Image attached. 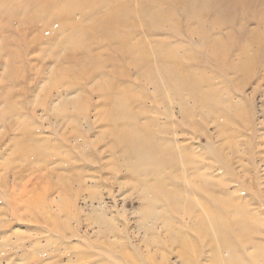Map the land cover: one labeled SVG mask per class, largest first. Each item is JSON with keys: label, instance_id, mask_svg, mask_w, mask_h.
<instances>
[{"label": "rangeland", "instance_id": "obj_1", "mask_svg": "<svg viewBox=\"0 0 264 264\" xmlns=\"http://www.w3.org/2000/svg\"><path fill=\"white\" fill-rule=\"evenodd\" d=\"M134 261L264 264V0H0V264Z\"/></svg>", "mask_w": 264, "mask_h": 264}, {"label": "bare ground", "instance_id": "obj_2", "mask_svg": "<svg viewBox=\"0 0 264 264\" xmlns=\"http://www.w3.org/2000/svg\"><path fill=\"white\" fill-rule=\"evenodd\" d=\"M4 2H6V1H4ZM20 3H21V2H20ZM156 3H157V2H156ZM23 4H24V3H23ZM23 4H22V5H23ZM4 5H5V4H4ZM22 5H21V6H22ZM55 5H56V4H55ZM77 5H78V4H77ZM151 5H152V4H151ZM155 5H156V7L158 8L157 4H155ZM2 6H3V5H2ZM4 7H6V6H4ZM54 7H57V5L54 6ZM54 7H53L52 9H54ZM7 8H8V6H7ZM19 8H21V7H19ZM19 8H18V9H19ZM27 8H28V7H27ZM78 8H79V7H78ZM83 8H84V7H83ZM83 8H82V9H83ZM91 8H92V7H91ZM151 8H152V7H151ZM8 9H9V8H8ZM8 9H7V10H8ZM50 9H51V8H50ZM111 9H112V8H111ZM13 10H14V9H13ZM19 10H20V9H19ZM31 10H32V9H31ZM79 10H80V9H78V11H79ZM91 10H92V9H91ZM151 10H152V9H151ZM156 10H157V9H156ZM23 11H25V9H24ZM35 11H36V10H35ZM83 11H84V10H83ZM95 11H96V10H95ZM138 11H139V9H138ZM8 12H10V11H8ZM16 12H17V10H16ZM57 12H58V10H57V11L54 10V13H57ZM80 12H81V10H80ZM91 12H92V11H91ZM31 13H32V12H31ZM52 13H53V12H52ZM61 13H62V10H61ZM109 13H110V12H109ZM157 13H158V12H157ZM25 14H26V13H25ZM29 14H30V13H29ZM62 14H63V13H62ZM62 14H61V15H62ZM88 14H89V13H88ZM105 14H107V13H105ZM136 14H137V12H136ZM57 15H58V14H57ZM66 15H67V13H66ZM73 15H74V14H73ZM82 15H83V14H82ZM93 15H95V14H93ZM25 16H26V15H25ZM58 16H59V15H58ZM85 16H86V15H85ZM104 16H105V15H104ZM108 16H109V15H108ZM155 16H156V15H155ZM155 16H154V17H155ZM26 17H27V16H26ZM63 17H64V15H63ZM110 17H111V16H110ZM32 18H33V17H32ZM36 18H37V17H36ZM36 18H35V19H36ZM51 18H52V17H51ZM70 18H72V17L70 16ZM106 18H107V17H106ZM59 19H61V18H59ZM100 19H102V17H101ZM28 20H29V19H28ZM36 20H38V18H37ZM103 20H104V19H103ZM160 20H161V19H160ZM33 21H34V19H33ZM74 21H75V19H74ZM74 21H73V22H74ZM76 21H77V20H76ZM79 21H80V20H79ZM79 21L77 22V24L79 23ZM96 21H97V20H96ZM121 21H122V20H121ZM58 22L60 23V21H58ZM82 22H83V21H82ZM101 22H102V21H101ZM106 22H107V21H106ZM113 22L116 23L115 20H114ZM113 22H112V23H113ZM117 22H118V21H117ZM119 22H120V20H119ZM22 23H23V22H22ZM61 23H62V22H61ZM114 23H113V24H114ZM57 24H58V23H57ZM64 24H67V23H64ZM70 24H71V23H70ZM70 24H69V25H70ZM75 24H76V23H75ZM82 24H83V23H82ZM106 24H107V23H106ZM69 25H68V26H69ZM83 25H84V24H83ZM100 25H101V24H100ZM132 25H133V24H132ZM104 26H105V25H104ZM114 26H115V25H114ZM114 26H113V27H114ZM118 26H119V25H118ZM161 26L163 27L164 25H161ZM59 27H60V26H59ZM78 27H79V26H78ZM82 27H83V26H82ZM111 27H112V26H111ZM259 27H260V26H259ZM79 28H80V27H79ZM79 28H77V29H79ZM84 28H85V27H84ZM93 28H94V27H93ZM163 28H166V27L164 26ZM163 28H160V29H163ZM169 28H170V27H169ZM67 29H68V28H67ZM82 29H83V28H82ZM133 29H134V28H133ZM70 30H71V29H70ZM79 30H80V29H79ZM93 30H94V29H93ZM68 31H69V30H68ZM84 31H85V30H84ZM90 31H91V29H90ZM99 31H100V30H99ZM118 31H121V30H118ZM52 32H53V31H52ZM81 32H82V31H81ZM81 32H80V33H81ZM86 32H89V29L86 30ZM93 32H94V31H93ZM192 32H193V31H192ZM250 32H251V31H250ZM2 33H3V32H2ZM66 33H67V32H66ZM99 33H100V32H99ZM121 33H122V32H121ZM123 33H124V32H123ZM256 33H257V32L255 31V34H256ZM258 33H259V32H258ZM49 34H50V33H49ZM81 34H82V33H81ZM125 34H126V33H125ZM192 34H194V32H193ZM50 35H52V34H50ZM87 35H88V34H87ZM87 35H86V36H87ZM90 35H91V34H90ZM122 35H123V34H122ZM128 35H129V34H128ZM2 36H3V35H2ZM20 36H21V34H20ZM63 36H66V35H63ZM88 36H89V35H88ZM134 36H135V35H134ZM207 36H208V35H207ZM256 36H257V35H256ZM121 37H122V39H123V36H121ZM130 37H131V35H130ZM132 37H133V36H132ZM136 37H137V36H136ZM149 37H150V36H149ZM154 37H155V36H154ZM158 37H159V36H158ZM249 37H250V36H249ZM63 38H65V37H63ZM134 38H135V37H134ZM205 38H206V37H205ZM262 38H263V36H262ZM120 39H121V38H120ZM152 39L154 40L153 37H152ZM152 39H151V40H152ZM127 40H128V39H126V42H127ZM131 40H132V39H131ZM149 40H150V38H149ZM161 41H162V40H161ZM169 41H170V40H169ZM255 41H256V39H255ZM116 42H117V41H116ZM119 42H124V41H119ZM133 42H134V41H133ZM136 42H137V41H136ZM146 42H147V41H146ZM146 42H144V43L146 44ZM155 42H156V40H155ZM157 42L160 43V40L157 41ZM162 42H163V41H162ZM162 42H161V43H162ZM210 42H211V40H210ZM217 42H218V41H217ZM217 42H216V44H217ZM94 43H95V42H94ZM99 43H100V42H99ZM113 43H115V42H113ZM130 43H131V41H130ZM165 43H166V42H165ZM169 43H171V42H169ZM248 43H249V42H248ZM250 43H251V42H250ZM255 43H256V42H255ZM255 43H254V44H255ZM85 44H86V43H85ZM125 44H126V43H125ZM147 44H148V43H147ZM149 44H153V43H149ZM154 44H155V43H154ZM205 44H206V43H205ZM261 44H262V43H261ZM27 45H28V44H27ZM99 45H100V44H99ZM99 45H98V46H99ZM102 45H103V44H101L100 46H102ZM104 45H105V44H104ZM117 45H118V44H117ZM121 45H122V43H121ZM138 45H139V44H138ZM138 45H137V46H138ZM142 45H143V44H142ZM167 45H168V44H167ZM210 45H211V44H210ZM73 46H74V43H73ZM118 46H119V45H118ZM126 46H127V45H126ZM126 46H125V47H126ZM148 46H149V45H148ZM161 46H163V45H161ZM203 46H204V45H203ZM221 46H222V45H221ZM47 47H48V46H47ZM87 47H88V45H87L85 48H87ZM103 47H104V46H103ZM103 47H101V48H103ZM105 47H106V46H105ZM119 47H120V46H119ZM152 47H153V46H152ZM163 47H164V46H163ZM163 47H162V48H163ZM89 48H90V47H89ZM116 48H117V47H116ZM128 48H129V46H128ZM140 48H141V47H140ZM140 48H139V49H140ZM142 48H144V45H143ZM147 48H148V47H147ZM147 48H146V49H147ZM162 48H161V50H162ZM169 48H170V47H169ZM206 48H207V47H206ZM219 48H220V47H219ZM46 49H47V48H46ZM53 49H54V48H53ZM70 49H71V48H70ZM74 49H75V47H74ZM74 49H73V50H74ZM96 49H98V48H96ZM99 49H100V48H99ZM123 49H124V46H123ZM129 49H130V48H129ZM148 49H149V48H148ZM164 49H166V47H165ZM170 49H171V48H170ZM170 49H168V50H170ZM210 49H213V48H210ZM217 49H218V48H217ZM258 49H259V47H258ZM48 50H49V49H48ZM65 50L67 51V49H65ZM65 50H64V51H65ZM93 50H94V49H92V51H93ZM119 50H120V49H119ZM134 50H135V49H134ZM134 50H132V51H134ZM149 50H150V49H149ZM159 50H160V49H159ZM159 50H158V51H159ZM214 50H215V49H214ZM243 50H244V49H243ZM18 51H19V50H18ZM55 51H56V50H55ZM75 51H77V50H75ZM81 51H82V50H81ZM88 51H90V50H88ZM121 51H122V50H121ZM132 51H131V52H132ZM135 51H136V50H135ZM137 51H138V48H137ZM140 51H143V50L140 49ZM144 51H145V49H144ZM151 51H152V50H151ZM165 51H167V49H166ZM171 51H172V50H171ZM171 51H170V52H171ZM245 51H246V50H245ZM83 52H84V51H83ZM147 52H148V51H147ZM168 52H169V51H168ZM42 53H43V52H42ZM71 53H72V52H71ZM88 53H89V52H88ZM91 53H92V52H91ZM105 53H106V52H105ZM105 53L103 52V53H102V54H103L102 56H104ZM141 53H142V52H141ZM144 53H145V52H144ZM149 53H150V52H149ZM149 53H148V54H149ZM156 53H157V52H156ZM162 53H164L163 50H162V52L160 53V56H161ZM208 53H209V52H208ZM224 53H225V52H224ZM226 53H227V52H226ZM86 54H87V53H86ZM100 54H101V53H100ZM123 54H124V53H123ZM123 54H122V55H123ZM134 54H135V53H134ZM148 54H147V55H148ZM173 54H175V53H173ZM186 54H187V53H186ZM41 55H42V54H41ZM45 55H46V53H45ZM53 55H54V54H53ZM77 55H79V54H77ZM83 55H84V54H83ZM83 55H82L81 57H83ZM90 55H92V54H90ZM108 55H109V54H108ZM145 55H146V54H145ZM149 55H150V54H149ZM177 55H178V54H177ZM211 55H212V54H211ZM19 56H20V55H19ZM43 56H44V55H43ZM88 56H89V55H88ZM93 56H94V55H93ZM133 56H134V55H133ZM137 56H138V55H137ZM167 56H168V54H167ZM73 57H74V56H73ZM77 57H78V56H77ZM85 57H86V56H85ZM116 57H117V56H116ZM123 57H124V56H123ZM157 57H158V56H157ZM162 57H163V56H162ZM196 57H197V56L195 55L194 58H196ZM198 57H199V56H198ZM210 57H211V56H210ZM215 57H216V55H215ZM52 58H53V57H52ZM133 58H135V57H133ZM147 58H148V57H147ZM171 58L174 59V57H171ZM83 59H84V58H83ZM87 59H88V58H87ZM89 59H90V58H89ZM91 59H92V58H91ZM93 59H94V57H93ZM144 59H145V58H144ZM213 59H214V58H213ZM213 59H212V60H213ZM217 59H218V58H217ZM20 60H21V59H20ZM53 60H54V59H53ZM65 60H66V59H65ZM69 60H70V59H69ZM117 60H118V58H117ZM120 60H121V59H120ZM129 60H130V59H129ZM157 60H158V58H157ZM178 60H180V59H178ZM181 60H183V59L181 58ZM192 60H195V59H192ZM192 60H191V61H192ZM74 61H75V60H74ZM76 61H77V60H76ZM85 61H86V60H85ZM87 61H88V60H87ZM104 61H105V60H104ZM112 61H113V60H112ZM131 61H132V59H131ZM137 61H139V60L137 59ZM159 61H161V60H159ZM55 62H56V61H55ZM55 62H54V63H55ZM68 62H69V61H68ZM109 62H110V61H109ZM149 62H150V61H149ZM155 62H156V61H155ZM155 62H153V63H155ZM164 62H165V61H164ZM167 62H168V60H167ZM170 62H171V61H170ZM170 62H169V63H170ZM182 62H183V61H182ZM182 62H181V63H182ZM80 63H81V62H80ZM137 63H138V62H137ZM157 63H159V62H157ZM173 63H174V62H173ZM173 63H172V64H173ZM100 64H101V63H100ZM108 64H109V63H108ZM110 64H111V62H110ZM113 64H114V63H113ZM113 64H112V65H113ZM144 64H145V63H144ZM144 64H143V65H144ZM147 64H148V63H147ZM155 64H156V63H155ZM187 64H188V63H187ZM66 65H67V64H66ZM66 65H65V66H66ZM71 65H72V64H71ZM114 65H115V64H114ZM140 65H141V64H140ZM145 65H146V64H145ZM157 65H159V64H157ZM177 65H179V64H177ZM180 65H181V64H180ZM53 66H54V64H53ZM58 66H59V65H58ZM76 66H77V65H76ZM88 66H89V65H88ZM104 66H105V65H104ZM106 66H107V65H106ZM171 66H172V65H171ZM181 66H182V65H181ZM81 67H82V65H81ZM121 67H122V66H121ZM121 67H120V68H121ZM143 67H144V66H143ZM146 67H147V66H146ZM149 67H150V66H149ZM155 67H156V66H155ZM79 68H80V67H79ZM91 68H92V67H91ZM117 68H118V67H117ZM132 68H133V67H132ZM144 68H145V67H144ZM147 68H148V67H147ZM82 69H83V68H82ZM108 69H109V68H108ZM139 69H140V68H139ZM170 69H171V68H170ZM181 69H182V68H181ZM88 70H89V69H88ZM142 70H143V69H142ZM144 70H145V69H144ZM144 70H143V71H144ZM146 70H147V69H146ZM149 70H150V69H149ZM156 70H157V69H156ZM67 71H68V70H67ZM70 71H71V70H70ZM84 71H85V70H84ZM107 71H108V70H107ZM159 71H160V70H159ZM169 71H170V70H169ZM173 71H174V70H173ZM180 71H181V70H180ZM80 72H81V71H80ZM85 72H86V71H85ZM110 72H111V71H110ZM112 72H113V71H112ZM121 72H122V71H121ZM140 72H141V71H140ZM148 72H149V71H148ZM249 72H250V71H249ZM252 72H253V71H252ZM51 73H52V72H51ZM102 73L104 74V72H102ZM106 73H107V72H106ZM113 73H114V72H113ZM126 73H127V71H126ZM126 73H125V74H126ZM138 73H139V72H138ZM142 73H143V72H142ZM156 73H157V72H156ZM166 73H168V72H166ZM171 73H172V72H171ZM185 73L187 74V72H185ZM118 74H119V73H118ZM123 74H124V71H123ZM128 74H129V72H128ZM144 74H145V71H144ZM148 74H149V73H148ZM247 74H248V73H247ZM87 75H88V74L86 73V76H87ZM92 75H94V74H92ZM104 75H105V74H104ZM129 75H130V74H129ZM146 75H147V72H146ZM149 75H150V74H149ZM156 75H157V74H156ZM168 75H169V74H168ZM177 75H178V74H177ZM241 75H242V74H241ZM77 76H78V75H77ZM81 76H82V74H81ZM94 76H95V75H94ZM98 76H99V75H98ZM100 76H101V74H100ZM100 76H99V79H101ZM123 76H124V75H123ZM137 76H138V75H137ZM137 76H136V77H137ZM158 76H159V74H158ZM161 76H162V75H161ZM180 76H181V75H180ZM128 77H129V76H128ZM147 77H149V76H147ZM153 77H154V76H153ZM155 77H156V76H155ZM155 77H154V78H155ZM164 77H165V76H164ZM185 77H186V76H185ZM248 77H249V76H248ZM91 78H92V77H91ZM93 78H94V77H93ZM103 78H104V77H103ZM165 78H166V77H165ZM171 78H173V75L171 76ZM180 78H181V77H180ZM239 78H241V77H239ZM243 78H245V80L248 79V78L246 79V77H243ZM129 79H130V78H129ZM157 79H158V78H157ZM181 79H183V78H181ZM194 79H195V78H194ZM232 79H233V78H232ZM89 80H90V79H89ZM89 80H88V81H89ZM96 80H97V79H96ZM96 80H95V81H96ZM137 80H138V79H137ZM142 80H143V79H142ZM146 80H147V79H146ZM148 80H149V79H148ZM163 80H164V78H163ZM167 80H168V76H167ZM170 80H171V79H170ZM174 80H175V79H173V81H174ZM190 80H191V79H190ZM241 80H242V79H241ZM245 80H244V81H245ZM121 81H122V80H121ZM182 81H183V80H182ZM119 82H120V81H119ZM143 82H144V81H143ZM167 82H168V81H167ZM167 82H165V83L167 84ZM178 82H179V81H178ZM185 82H186V80H185ZM93 83H94V82H93ZM163 83H164V82H163ZM169 83H171V82H169ZM169 83H168V84H169ZM182 83H184V82H182ZM189 83L191 84V82H189ZM195 83H196V82H195ZM225 83H226V82H225ZM236 83H237V82H236ZM121 84H122V83H121ZM123 85H124V83H123ZM132 85H133V84H132ZM132 85H131V86H132ZM181 85H182V84H181ZM196 85H197V83H196ZM196 85H195V86H196ZM222 85H223V84H222ZM225 85H226V84H225ZM228 85H229V84H228ZM228 85H227V86H228ZM249 85H250V84H249ZM110 86H111V85H110ZM129 86H130V85H129ZM141 86H142V85H141ZM149 86H150V85H149ZM149 86H148V87H149ZM175 86H176V85H175ZM191 86H192V85H191ZM198 86H199V85H198ZM78 87H79V86H78ZM116 87H117V86H116ZM123 87H124V86H123ZM142 87H143V86H142ZM163 87H164V86H163ZM171 87H172V86H171ZM181 87H183V86H181ZM196 87H197V86H196ZM232 87H233V86H232ZM240 87H241V86H240ZM70 88H71V87H70ZM132 88H134V87H132ZM132 88H126V90H127V89H132ZM158 88H159V87H158ZM172 88H173V87H172ZM174 88H177V87H174ZM190 88H191V87H190ZM199 88H200V87H199ZM219 88H220V87H219ZM219 88H218V89H219ZM256 88H257V87H256ZM109 89H110V88H109ZM161 89H163V88H161ZM215 89H216V88H215ZM69 90H70V89H69ZM88 90H89V89H88ZM124 90H125V89H124ZM136 90H137V89H136ZM143 90H144V89H143ZM165 90H166V89H165ZM184 90H185V88H184ZM192 90H193V89H192ZM199 90H200V89H199ZM199 90H197V91H199ZM204 90H205V89H204ZM75 91H76V88H75ZM108 91H109V90H108ZM114 91H117V90L114 89ZM172 91H173V89H172ZM174 91H175V90H174ZM174 91H173V92H174ZM194 91H196V89H195ZM223 91H224V90H223ZM232 91H233V90H232ZM239 91H240V90H239ZM244 91H245V90H244ZM59 92H60V90H59ZM65 92H66V91H65ZM69 92H71V91H69ZM88 92H89V91H88ZM121 92H122V91H121ZM123 92H124V91H123ZM131 92H132V91H131ZM143 92H144V91H143ZM161 92H163V90H162ZM173 92H172V93H173ZM185 92H187V91H185ZM215 92H217V91H215ZM233 92H234V91H233ZM67 93H68V92H67ZM111 93H112V92H111ZM111 93H110L109 95H111ZM117 93H118V92H117ZM133 93H134V92H133ZM144 93H145V92H144ZM154 93H156V92H154ZM154 93H153V94H154ZM157 93H158V92H157ZM179 93H180V91H179ZM191 93H192V92H191ZM191 93H190V94H191ZM193 93H194V92H193ZM238 93H239V92H238ZM58 94H59V93H58ZM124 94H125V93H124ZM161 94H162V93H161ZM170 94H171V93H170ZM194 94H195V93H194ZM200 94H201V93H200ZM200 94H199V95H200ZM240 94H241V93H240ZM245 94H246V93H245ZM59 95H60V94H59ZM103 95H104V94H103ZM113 95H114V94H113ZM117 95H118V94H117ZM117 95H115V96H117ZM122 95H123V94H122ZM97 96H98V95H97ZM115 96H114V98H116ZM118 96H119V95H118ZM118 96H117V97H118ZM155 96H156V95H155ZM175 96H176V95H175ZM226 96H227V95H226ZM231 96H232V94H231ZM58 97H59V96H58ZM98 97H99V96H98ZM112 97H113V96H112ZM112 97H111V98H112ZM120 97H121V96H120ZM161 97H162V95H161ZM241 97H243V96H241ZM244 97H245V96H244ZM248 97H249V96H248ZM101 98H102V97H101ZM122 98H123V97H122ZM126 98H127V97H126ZM155 98H157V97H155ZM188 98H189V97H188ZM194 98H195V97H194ZM210 98H211V97H210ZM118 99L120 100V98H118ZM142 99H143V98H142ZM199 99H201V98H199ZM88 100H89V98H88ZM145 100H146V99H145ZM158 100H159V99H158ZM196 100H197V99H195V101H196ZM214 100H215V99H214ZM74 101H75V100H74ZM76 101H77V100H76ZM86 101H87V99H86ZM122 101H123V100H122ZM128 101H129V99H128ZM132 101H134V100H132ZM132 101H131V102H132ZM135 101H136V103H137V99H136ZM200 101H201V100H200ZM207 101H208V100H207ZM212 101H213V100H212ZM244 101H245V100H244ZM110 102H111V101H110ZM161 102H162V101H161ZM214 102H217V101H214ZM219 102H220V101H219ZM74 103H75V102H74ZM139 103L141 104L142 102H139ZM196 103H197V101H196ZM204 103H205V102H204ZM234 103H235V102H234ZM239 103H240V102H239ZM242 103H243V102H242ZM246 103H247V102H246ZM246 103H245V104H246ZM75 104H76V103H75ZM143 104H144V103H143ZM143 104H142V105H143ZM157 104H158V103H157ZM161 104H162V103H161ZM197 104H198V103H197ZM217 104H218V103H217ZM240 104H241V103H240ZM252 104H253V103H252ZM120 105H121V104H120ZM127 105H130V102H129V104H127ZM131 105H132V103H131ZM133 105H134V104H133ZM136 105H137V104H136ZM159 105H160V104H159ZM162 105H164V104H162ZM183 105H184V104H183ZM212 105H213V104H212ZM218 105H219V104H218ZM222 105H223V104H222ZM226 105H228V104H226ZM230 105H231V104H230ZM234 105H235V104H234ZM241 105H242V104H241ZM241 105H240V106H241ZM84 106H86V103L84 104ZM100 106H101V105H100ZM103 106H104V105H103ZM195 106H196V105H195ZM214 106H215V105H214ZM219 106H220V105H219ZM223 106H224V105H223ZM240 106H239L238 108H240ZM80 107H81V106H80ZM106 107H107V106H106ZM117 107H118V106H117ZM129 107H131V106H129ZM138 107H139V104H138ZM140 107H141V105H140ZM196 107H197V106H196ZM230 107H231V106H230ZM85 108H86V107H85ZM126 108H127V107H126ZM136 108H137V107H136ZM144 108H145V107H144ZM147 108H148V107H147ZM226 108H229V107H226ZM97 109H98V107H97ZM121 109H122V108H121ZM124 109H125V108H124ZM130 109H133V108H130ZM140 109H141V108H140ZM153 109H154V108H153ZM202 109H203V108H202ZM205 109H206V108H205ZM229 109H230V108H229ZM231 109H232V108H231ZM128 110H129V109H128ZM142 110H143V109H142ZM207 110H208V109H207ZM232 110H233V109H232ZM126 111H127V110H126ZM147 111H148V110H147ZM184 111H185V110H184ZM201 111H202V110H201ZM209 111H211V110H209ZM248 111H249V110H248ZM96 112H97V111H96ZM129 112H130V111H129ZM144 112H146V111H144ZM149 112H150V111H149ZM149 112H148V113H149ZM205 112H206V111H205ZM243 112H244V111H243ZM102 113H103V112H102ZM102 113H101V114H102ZM104 113H105V112H104ZM121 113H122V112H121ZM127 113H128V112H127ZM132 113H133V112H132ZM135 113H136V112H135ZM213 113H214V112H213ZM236 113H237V112H236ZM239 113H240V112H239ZM248 113H249V112H248ZM250 113H251V112H250ZM82 114H83V113H82ZM98 114H99V113H98ZM98 114H97V115H98ZM180 114H181V113H180ZM183 114H184V113H183ZM183 114H182V115H183ZM187 114H188V113H187ZM194 114H195V113H194ZM197 114H198V112H197ZM201 114H202V113H201ZM237 114H238V113H237ZM240 114H241V113H240ZM128 115H129V114H128ZM190 115H191V114H190ZM206 115H207V114H206ZM242 115H243V113H242ZM244 115H246V114H244ZM110 116H111V115H110ZM180 116H181V115H180ZM188 116H189V114H188ZM196 116H197V115H196ZM221 116H222V115H221ZM239 116H240V115H239ZM98 117H100V115H99ZM106 117H107V114H106ZM181 117L184 118V116H181ZM213 117H214V115H213ZM235 117H236V115H235ZM82 118H83V117H82ZM100 118H101V117H100ZM168 118H169V117H168ZM185 118L187 119V117H185ZM196 118H197V117H196ZM202 118H203V116H202ZM202 118H201V119H202ZM210 118H211V117H210ZM248 118H249V117H248ZM144 119H145V118H144ZM190 119H192V118H190ZM194 119H195V118H194ZM204 119H206V118H204ZM219 119H220V118H219ZM62 120H63V119H62ZM168 120H169V119H168ZM170 120H171V119H170ZM242 120H243V118H242ZM246 120H247V119H246ZM99 121H100V119H99ZM114 121H115V120H114ZM139 121H140V120H139ZM139 121H138V122H139ZM147 121H148V120H147ZM153 121H154V120H153ZM157 121H158V120H157ZM159 121H160V120H159ZM218 121H219V120H218ZM220 121H221V120H220ZM121 122H122V121H121ZM129 122H130V121H129ZM188 122H189V121H188ZM213 122H214V121H213ZM215 122H216V121H215ZM244 122H245V121H244ZM122 123H123V122H122ZM157 123H159V122H157ZM161 123H162V122H161ZM208 123H209V122H208ZM247 123H248V121H247ZM125 124H126V123H125ZM125 124H124V125H125ZM135 124H136V123H135ZM154 124H155V123H152L151 125L154 126ZM168 124H169V122H168ZM168 124H167V126H169ZM172 124H173V122H172ZM197 124H198V122H197ZM202 124H203V123H202ZM245 124H246V122H245ZM106 125H108V124H106ZM121 125H123V124H121ZM121 125H120V126H121ZM160 125H161V124H160ZM170 125H171V124H170ZM199 125H200V124H199ZM199 125H198V126H199ZM118 126H119V124H118ZM163 126L166 127V124H165V125L163 124L162 127H163ZM172 126L174 127L175 125L173 124ZM215 126H216V125H215ZM247 126H248V125H247ZM250 126H251V125H250ZM104 127H105V126H104ZM122 127H123V126H122ZM146 127H147V126H146ZM149 127H150V126H149ZM155 127L158 128L157 125H156ZM170 127H171V126H170ZM200 127H201V126H200ZM202 127H205V126L202 125ZM108 128H109V127H108ZM113 128H114V126H113ZM167 128H168V127H167ZM171 128H172V127H171ZM193 128H194V127H193ZM217 128H218V126H217ZM239 128H240V127H239ZM22 129H23V128H22ZM147 129H148V127H147ZM149 129H150V128H149ZM155 129H156V128H155ZM161 129H162V128H161ZM177 129H178V128H177ZM215 129H216V128H215ZM254 129H255V128H254ZM117 130H118V127H117ZM121 130H122V129H121ZM156 130H157V129H156ZM159 130H160V129H159ZM159 130H158V131H159ZM195 130H197V129H195ZM118 131H119V130H118ZM136 131H138V130H136ZM148 131H149V130H147L146 132H148ZM158 131H157V132H158ZM162 131H165V130L163 129ZM188 131H189V130H188ZM190 131H191V130H190ZM190 131H189V132H190ZM192 131H193V130H192ZM200 131H202V130H200ZM218 131H219V130H218ZM75 132H76V131H75ZM77 132H78V131H77ZM103 132H104V131H103ZM132 132H134V130H133ZM138 132H139V131H138ZM146 132H145V133H146ZM183 132H184V131H183ZM183 132H182V133H183ZM189 132H187V133H189ZM204 132H205V131H204ZM221 132H222V131H221ZM101 133H102V132H101ZM117 133H118V132H117ZM148 133H149V132H148ZM148 133H147V134H148ZM154 133H155V132H154ZM192 133L194 134V132H192ZM200 133H201V132H200ZM207 133H208V132H206V134H207ZM103 134H104V133H103ZM110 134H111V133H110ZM166 134H167V133H166ZM178 134H179V133H178ZM190 134H191V133H190ZM197 134H198V133H197ZM181 135H182V134H181ZM203 135H204V134H203ZM218 135H219V134H218ZM222 135H223V134H222ZM235 135H236V134H235ZM235 135H234V136H235ZM103 136H104V135H103ZM112 136H113V135H112ZM116 136H117V135H116ZM148 136H149V135H148ZM157 136H158V135H157ZM157 136H156V137H157ZM208 136H209V135H208ZM83 137H84V136H83ZM113 137H114V136H113ZM140 137H141V136H140ZM145 137H146V136H145ZM151 137L153 138L152 135H151ZM151 137H149V138H151ZM228 137H229V136H228ZM235 137H236V136H235ZM242 137H243V136H242ZM110 138H112V137L110 136ZM132 138H133V137H132ZM142 138H143V137H142ZM209 138H210V137H209ZM209 138H208V139H209ZM238 138H239V137H238ZM248 138H249V136H248ZM250 138H251V137H250ZM80 139H81V138H80ZM134 139H135V138H134ZM145 139H146V138H145ZM155 139H156V138H155ZM163 139H165V138H163ZM204 139H205V138H204ZM228 139H229V138H228ZM45 140H46V139H45ZM82 140H83V139H82ZM109 140H110V139H109ZM109 140H108V141H109ZM138 140H139V139H138ZM138 140H137V141H138ZM151 140H152V139H151ZM210 140H211V139H210ZM225 140H227V139H225ZM253 140H254V139H253ZM113 141H114V139H113ZM124 141H126V140L124 139ZM149 141H150V139H149ZM155 141H156V140H155ZM164 141H165V140H164ZM205 141H207V140H205ZM221 141H222V140H221ZM223 141H224V140H223ZM227 141H228V140H227ZM231 141H232V140H231ZM42 142H43V141H42ZM44 142H45V141H44ZM49 142H50V141H49ZM84 142H85V141H84ZM120 142H121V141H120ZM126 142H127V141H126ZM128 142H129V141H128ZM141 142H142V141H141ZM152 142H153V141H152ZM229 142H230V141H229ZM233 142H234V139H233ZM250 142H251V141H250ZM252 142H254V141H252ZM47 143H48V142H47ZM47 143H46V144H47ZM50 143H51V142H50ZM77 143H78V141H77ZM103 143H104V142H103ZM107 143H108V142H107ZM110 143H112V141H111ZM113 143H114V142H113ZM132 143H133V142H132ZM136 143H137V142H136ZM150 143H151V142H149V144H150ZM153 143H154V142H153ZM157 143H158V142H157ZM222 143H223V142H222ZM43 144H45V143H43ZM51 144H52V143H51ZM129 144H130V143H129ZM133 144H134V143H133ZM137 144H138V143H137ZM142 144H143V143H142ZM142 144H141V147H142ZM146 144H148V143H146ZM160 144H161V143H160ZM40 145H41V144H40ZM75 145H76V144H75ZM109 145H110V144H109ZM139 145H140V144H139ZM150 145H151V144H150ZM150 145H148V146L150 147ZM178 145H179V144H178ZM230 145H231V142H230ZM233 145H234V144H233ZM255 145H256V144H255ZM52 146H53V145H52ZM52 146L50 145V147H52ZM73 146H74V145H73ZM83 146H84V145H83ZM134 146H135V145H134ZM158 146H159V144H158ZM219 146H220V145H219ZM247 146H249V145L247 144ZM44 147H45V146H44ZM44 147H43V149L46 150V147H45V148H44ZM74 147H75V146H74ZM106 147H107V146H106ZM114 147H115V146H114ZM121 147H122V146H121ZM128 147H129V146H128ZM151 147H153V146H151ZM220 147H221V146H220ZM233 147H235V145H234ZM236 147H237V146H236ZM239 147H240V146H239ZM75 148H76V147H75ZM110 148L112 149L113 147H110ZM135 148H136V147H135ZM135 148H134V149H135ZM158 148H160V147H158ZM174 148H175V146H174ZM180 148H181V147H180ZM180 148H178V149H180ZM218 148H219V147H218ZM228 148H230V147L228 146ZM240 148H241V147H240ZM240 148H239V149H240ZM106 149H108V147H107ZM114 149H115V148H114ZM138 149H139V148H138ZM138 149H137V150H138ZM150 149L152 150V148H150ZM150 149H149L148 152L151 151ZM182 149H184V148H182ZM182 149H181V150H182ZM221 149H222V147H221ZM230 149H231V148H230ZM239 149H238V150H239ZM254 149H255V148H254ZM66 150H67V149H66ZM112 150H113V149H112ZM121 150H122V149H121ZM130 150H131V149H130ZM137 150H136V151H137ZM158 150H159V149H158ZM158 150H157V147H156V150H155V151H158ZM161 150H162V149H161ZM176 150H177V147H176ZM69 151H70V150H69ZM131 151H132V150H131ZM133 151H134V150H133ZM136 151H134V152H136ZM138 151H139V150H138ZM155 151H154V152H155ZM203 151H204V150H203ZM93 152H94V151H93ZM118 152H120V151H118ZM121 152H123V151H121ZM124 152H125V151H124ZM145 152H146V151H145ZM158 152H159V151H158ZM163 152H164V151H163ZM208 152H209V151H208ZM240 152H241V151H240ZM240 152H239V155H240ZM246 152H248V149H247ZM67 153H68V152H67ZM67 153H66V155H68ZM100 153H101V152H100ZM106 153H108V152H106ZM131 153H133V152H131ZM151 153H152V152H151ZM155 153H156V152H155ZM179 153H180V152H179ZM204 153H205V152H204ZM249 153H250V152H249ZM31 154H32V152H31ZM31 154H30V155H31ZM33 154H34V153H33ZM63 154H64V153H63ZM69 154H70V152H69ZM112 154H113V153H112ZM120 154H121V153H120ZM141 154H142V153H141ZM202 154H203V152H202ZM82 155H83V154H82ZM88 155H89V154H88ZM92 155H94V154H92ZM108 155H111V154L109 153ZM117 155H118V153H117ZM130 155H131V154H130ZM134 155H136V154H134ZM143 155H144V154H143ZM146 155H147V154H146ZM204 155H205V154H204ZM239 155H238V156H239ZM244 155H245V154H244ZM72 156H73V155H72ZM131 156H132V155H131ZM155 156H156V155H155ZM180 156H181V155H180ZM182 156L184 157V155H182ZM225 156H226V155H225ZM41 157H42V156H41ZM52 157H53V156H52ZM69 157H70V156H69ZM93 157H94V156H93ZM112 157H113V156H112ZM117 157H118V156H117ZM121 157H122V156H121ZM132 157H133V156H132ZM132 157H131V159H132ZM174 157H175V156H174ZM174 157H173V158H174ZM183 157H181L182 160H183ZM201 157H202V156H201ZM201 157H200V158H201ZM204 157H205V156H204ZM30 158H31V157H30ZM57 158H58V157H57ZM94 158H95V157H94ZM114 158H115V157H114ZM124 158H125V157H124ZM143 158H144V157H143ZM145 158H146V156H145ZM173 158H172V159H173ZM175 158H178V157H175ZM206 158H207V157H206ZM208 158H209V157H208ZM213 158H214V157H213ZM213 158H212V159H213ZM46 159H47V158H46ZM48 159H50V158H48ZM53 159H55V158H53ZM77 159H78V158H77ZM98 159H99V158H98ZM111 159H112V158H111ZM118 159H119V158H118ZM121 159H123V158H121ZM209 159H210V158H209ZM229 159H230V158H229ZM132 160H133V159H132ZM137 160H138V159H137ZM144 160H145V159H144ZM168 160H169V159H168ZM179 160H180V159H179ZM184 160H185V159H184ZM184 160H183V161H184ZM200 160H201V159H200ZM207 160H208V159H207ZM224 160H225V159H224ZM28 161H29V160H28ZM33 161H34V159H33ZM35 161H36V160H35ZM37 161H38V160H37ZM94 161H95V160H94ZM100 161H101V160H100ZM124 161H125V160H124ZM154 161H155V160H154ZM172 161H173V160H172ZM183 161H182V162H183ZM198 161H199V160H198ZM204 161H206V160H204ZM62 162H63V161H62ZM116 162H117V161H116ZM132 162H133V161H132ZM169 162H171V161H169ZM174 162H175V161H174ZM36 163H37V162H36ZM55 163H56V162H55ZM60 163H61V162H60ZM128 163H129V162H128ZM164 163H165V161H164ZM117 164H118V163H117ZM121 164H122V163H121ZM132 164H133V163H130V165H132ZM175 164H176V163H175ZM183 164H184V163H183ZM202 164H203V163H202ZM239 164H241V163L239 162ZM243 164H244V163H243ZM35 165H36V164H35ZM35 165H34V166H35ZM122 165H123V164H122ZM147 165H148V164H147ZM147 165H145V167H146ZM69 166H70V165H69ZM99 166H100V165H99ZM206 166H207V165H206ZM206 166H205V168H206ZM103 167H104V166H103ZM121 167H122V166H121ZM185 167H186V166H185ZM208 167H209V166H208ZM242 167H243V166H242ZM244 167H246V166H244ZM101 168H102V167H101ZM128 168H130V167H128ZM142 168H143V167H142ZM146 168H147V167H146ZM219 168H220V167H219ZM104 169H105V168H104ZM148 169H151V168H148ZM208 169H209V168H208ZM140 170H141V169H140ZM181 170H182V169H181ZM185 170H186V169H185ZM203 170H204V169H203ZM228 170H229V169H228ZM130 171H131V169H130ZM130 171H129V172H130ZM132 171H133V170H132ZM137 171H138V169H137ZM141 171L143 172V170H141ZM229 171L231 172V170H229ZM243 171H244V169H243ZM102 172H103V171H102ZM115 172H116V171H115ZM117 172H118V171H117ZM205 172H206V169H205ZM104 173H105V172H104ZM127 173H128V172H127ZM134 173H135V172H134ZM136 173H137V172H136ZM143 173H145V171H144ZM125 174H126V173H125ZM205 174H206V173H205ZM219 174H220V173H219ZM229 174H230V173H229ZM80 175H81V174H80ZM142 175L145 176V174H142ZM142 175H141V176H142ZM232 175H233V174H232ZM45 177H46V176H45ZM47 177H48V174H47ZM47 177H46V178H47ZM59 177H60V176H59ZM199 177H200V176H199ZM203 177H204V176H203ZM203 177H202V179H203ZM224 177H225V176H224ZM245 177L247 178L248 176H245V175H244L243 178H245ZM49 178H50V177H49ZM60 178H61V177H60ZM88 178H89V177H88ZM144 178H146V177H144ZM190 178H191V177H190ZM190 178H189V180H190ZM193 178L195 179V176H194ZM254 178H255V177H254ZM43 179H44V178H43ZM78 179H79V178H78ZM83 179H84V178H83ZM86 179H87V177H86ZM204 179H205V178H204ZM256 179H257V178H256ZM66 180L68 181V178H67ZM129 180H130V179H129ZM131 180H133V179H131ZM166 180H167V179H166ZM195 180H196V179H195ZM197 180H198V179H197ZM208 180H209V179H208ZM236 180H237V179H236ZM44 181L47 182L46 180H43V182H44ZM204 181H205V180H204ZM234 181H235V180H234ZM90 182H91V180H90ZM122 182H123V181H122ZM154 182H156V181H154ZM154 182H153V183H154ZM202 182H203V181H202ZM206 182H208V181H206ZM212 182H213V181H212ZM218 182H219V181H218ZM224 182H225V181H224ZM229 182H230V181H229ZM245 182H246V181H245ZM69 183H70V182H69ZM87 183H88V182H87ZM91 183H92V182H91ZM129 183H130V182H129ZM156 183H157V182H156ZM158 183H159V182H158ZM166 183H167V181H166ZM176 183H177V182H176ZM225 183H227V181H226ZM52 184H53V183H52ZM80 184H81V183H80ZM93 184H94V183H93ZM110 184H111V183H110ZM191 184L193 185V183H191ZM203 184H204V182H203ZM216 184H220V183H216ZM222 184H223V183H222ZM222 184H220V185H218V186H221ZM246 184H247V183H246ZM70 185H71V184H70ZM78 185H79V184H78ZM111 185H112V184H111ZM153 185H154V184H153ZM189 185H190V184H189ZM225 185H226V184H225ZM227 185H228V184H227ZM51 186H52V185H51ZM121 186H122V185H121ZM123 186H124V185H123ZM125 186H127V184H126ZM128 186H131V185H128ZM180 186H181V185H180ZM183 186H184V185H183ZM177 187H178V186H177ZM187 187H188V186H187ZM191 187H192V186H191ZM196 187H197V186H196ZM198 187H200V186H198ZM203 187H205V186H203ZM257 187H258V185H257ZM124 188H126V187H124ZM139 188H140V186H139ZM150 188H151V187H150ZM192 188H194V186H193ZM222 188H223V187H222ZM242 188H243V187H242ZM126 189H127V188H126ZM200 189H201V188H200ZM224 189H225V188H224ZM141 190H143V189H141ZM183 190L185 191V189H183ZM187 190H188V188H187ZM201 190H202V189H201ZM228 190H230V189H228ZM242 190H243V189H242ZM122 191H123V190H122ZM143 191H144V190H143ZM150 191H151V189H150ZM226 191H227V190H226ZM245 191H246V190H245ZM256 191H258V190H256ZM152 192H155V191H152ZM187 192H189V191H187ZM192 192H193V191H192ZM62 193H63V192H62ZM131 193H132V192H131ZM133 193H134V192H133ZM141 193H142V192H141ZM143 193H144V192H143ZM199 193H201V192H199ZM203 193H204V192H203ZM235 193H236V192H235ZM74 194H75V193H74ZM150 194H151V193H150ZM150 194H149V195H150ZM172 194H173V193H172ZM186 194H187V193H186ZM194 194H195V193H194ZM161 195H162V194H161ZM181 195H182V194H181ZM202 195H204V194H202ZM256 195H257V194H256ZM111 196H112V195H111ZM111 196H110V197H111ZM135 196H137V195H135ZM157 196H158V195H157ZM179 196H180V195H179ZM190 196H191V194H190ZM231 196H232V195H231ZM236 196H237V195H236ZM252 196H253V195H252ZM137 197H138V196H137ZM184 197L186 198V195H185ZM232 197H233V196H232ZM258 197H260V195H259ZM82 198H83V197H82ZM127 198H128V197H127ZM250 198H251V197H250ZM250 198H249V199H250ZM242 199H243V198H242ZM138 200H139V199H138ZM181 200H182V199H181ZM196 200H197V199H196ZM254 200H255V202H256V199H254ZM144 201L146 202V200H144ZM144 201H143V202H144ZM165 202H166V201H165ZM167 202H168V201H167ZM171 202H172V201H171ZM191 202H192V201H190L189 203L191 204ZM198 202H199V201H198ZM30 203H31V202H30ZM159 203H161V202H159ZM168 203H169V202H168ZM174 203H176V202H174ZM187 203H188V201H187ZM199 203H200V202H199ZM217 203H218V202H217ZM221 203H222V202H221ZM251 203H252V202H251ZM262 203H263V201H262ZM65 204H66V203H65ZM161 204H162V203H161ZM195 204H197V203H195ZM200 204H201V206H202V203H200ZM211 204H212V203H211ZM224 204H225V203H224ZM258 204H259V203H258ZM155 205H157V203H156ZM158 205H159V204H158ZM164 205H165V204H164ZM168 205H169V204H168ZM214 205H215V204H214ZM262 205H263V204H262ZM176 206H177V205H176ZM190 206H192V204H191ZM212 206H213V205H212ZM222 206L225 207L224 205H222ZM65 207H66V205H65ZM142 207H143V206H142ZM180 207H181V206H180ZM186 207H188V206L186 205ZM196 207L198 208L197 205H196ZM204 207H205V206H204ZM33 208H34V207H33ZM150 208H151V206H150ZM150 208H149V209H150ZM154 208L156 209V207L153 206V210H154ZM170 208H171V207H170ZM181 208H182V207H181ZM184 208H185V207H184ZM191 208H192V207H191ZM194 208H195V206H194ZM194 208H193V211H194ZM197 208H196V209H197ZM201 208H202V207H201ZM226 208H227V207H226ZM146 209H147V208H146ZM158 209H159V208H158ZM160 209H161V208H160ZM164 209H165V208H164ZM186 209H188V208H186ZM186 209H185V210H186ZM66 210H67V209H66ZM162 210H163V208L161 209V211H162ZM170 210H171V209H170ZM175 210H176V209H175ZM141 211H142V210H141ZM148 211H149V210H148ZM150 211H151V213H152V210H150ZM165 211H166V210H163L162 212H165ZM172 211H174V210L172 209ZM182 211H183V210H181V212H182ZM196 211H197V210H196ZM35 212H36V210H35ZM40 212H41V211H40ZM69 212H70V211H69ZM69 212H68V210H67V213H69ZM176 212H177V211H176ZM186 212H187V211H186ZM229 212H230V211H229ZM41 213H42V212H41ZM142 213H143V211H142ZM151 213H150V214H151ZM155 213H156V211H155ZM155 213H153V214L155 215ZM158 213H159V212H158ZM177 213H178V212H177ZM194 213H195V212H194ZM222 213H224V212H222ZM65 214H66V211H65ZM71 214H72V213H71ZM191 214H192V213H191ZM203 214H204V213H203ZM207 214H209V213H207ZM224 214H225V213H224ZM68 215H69V214H68ZM156 215H157V214H156ZM156 215H155V216H156ZM159 215H160V214H159ZM164 215H165V214H164ZM166 215H167V214H166ZM184 215H185V214H184ZM38 216H39V215H38ZM38 216H37V217H38ZM152 216H153V215H152ZM167 216H168V218H170L169 215H167ZM182 216H183V215H182ZM190 216H191V215H190ZM190 216H189V217H190ZM227 216H229V213H228ZM33 217H34V216H33ZM42 217H43V216H42ZM147 217H148V216H147ZM149 217H150V216H149ZM207 217H208V216H207ZM181 218H182V217H181ZM186 218H187V217H186ZM186 218H185V219H186ZM190 218H191V217H190ZM210 218H211V217H210ZM228 218H230V217H228ZM148 219H149V218H148ZM150 219H151V217H150ZM150 219H149V220H150ZM155 219H156V218H154V220H155ZM161 219H162V218H161ZM161 219H160V220H161ZM179 219H180V217H179ZM211 219H212V218H211ZM215 219H216V217H215ZM217 219H218V218H217ZM158 220H159V219H158ZM180 220H181V219H180ZM142 221H143V220H142ZM162 221H163V220H162ZM190 221H191V219H190ZM196 221H197V220H196ZM229 222H230V221H229ZM192 223H194V222H192ZM213 223H214V222H213ZM216 223H217V222H216ZM189 224H190V223H189ZM206 224H208V223H206ZM222 224H223V223H222ZM176 225H177V224H176ZM196 225H197V224H196ZM199 225H200V224H199ZM209 225H210V223H209ZM144 226H145V225H144ZM192 226H193V225H192ZM192 226H190V227H192ZM214 226H215V225H214ZM161 227L163 228V226H161ZM165 227H166V226H164V228H165ZM176 227H177V226H176ZM194 227H195V225H194ZM225 227H226V225L224 226V228H225ZM182 228H184V227H182ZM186 228H187V227H186ZM196 228H197V227H196ZM200 228H201V227H200ZM207 228H208V227H207ZM229 228H230V226H229ZM262 228H263V227H262ZM140 229L142 230L143 228H140ZM149 229H150V228H149ZM172 229H174V228H172ZM197 229H198V228H197ZM202 229H203V228H202ZM218 229H219V228H218ZM230 229H231V228H230ZM241 229H242V228H241ZM151 230H152V229H151ZM151 230H150V231H151ZM162 230H163V229H162ZM208 230H209V229H208ZM143 231H144V230H142V232H143ZM155 231H156V230H155ZM158 231H159V230H158ZM181 231H182V230H181ZM181 231H180V232H181ZM183 231H184V230H183ZM183 231H182V232H183ZM195 231H197V230H195ZM220 231H223V229L220 230ZM231 231H232V230H231ZM147 232H148V231H147ZM161 232H162V231H161ZM171 232H172V231H171ZM171 232H170V233H171ZM182 232L179 233V234H182ZM185 232H186V235H187V231H185ZM202 232H203V231H202ZM202 232H201V229H200V232H198V233H201V234H202ZM208 232H209V231H208ZM211 232H212V231H211ZM228 232H229V231H228ZM241 232H242V231H241ZM100 233H101V232H100ZM157 233H158V232H157ZM177 233H178V232H177ZM188 233H189V232H188ZM205 233H206V232H205ZM213 233H214V231H213ZM216 233H217V232H216ZM221 233H222V232H221ZM221 233H220V234H221ZM111 234H112V233H111ZM160 234H161V233H160ZM196 234H197V233H196ZM201 234L199 235V238H202V237H201ZM217 234H218V233H217ZM147 235H148V234H147ZM190 235H191V234H190ZM211 235H212V234H211ZM223 235H224V234H223ZM157 236H159V235H157ZM166 236H167V235H165V237H166ZM168 236H169V235H168ZM203 236H204V235H203ZM229 236H230V235H229ZM246 236H247V235H246ZM252 236H253V235H252ZM150 237H151V236H150ZM181 237H183V236H181ZM184 237H185V236H184ZM188 237H189V236H188ZM197 237H198V236H197ZM239 237H241V236H239ZM147 238H148V237H147ZM161 238H162V237H161ZM163 238H164V237H163ZM171 238H172V237H171ZM179 238H180V237H179ZM205 238H206V237H205ZM208 238H209V237H208ZM232 238H233V237H232ZM253 238H254V237H253ZM259 238H261V237H259ZM154 239H155V238H154ZM154 239H153V240H154ZM173 239H175V238H173ZM182 239H183V238H182ZM230 239H231V237H230ZM236 239H237V237H236ZM244 239H246V238H244ZM262 239H263V238H262ZM151 240H152V238H151ZM151 240H150V241H151ZM179 240H180V239H179ZM179 240H178V242H179ZM186 240H187V239H186ZM204 240H205V239H204ZM234 240H235V239H234ZM123 241H124V240H123ZM158 241H159V240H158ZM247 241H248V240H247ZM147 242H148V241H147ZM147 242H146V243H147ZM160 242H161V241H160ZM166 242H167V241H166ZM180 242H181V240H180ZM180 242H179V243H180ZM208 242H209V241H208ZM213 242H214V240H213ZM213 242H212V243H213ZM228 242H229V241H228ZM234 242L236 243L237 241H234ZM106 243H107V242H106ZM148 243H149V242H148ZM154 243H155V242H154ZM182 243H183V242H182ZM182 243H181V245H182ZM185 243L187 244V242H185ZM185 243H184V244H185ZM193 243H194V242H193ZM198 243H199V242H198ZM198 243H197V244H198ZM209 243H210V242H209ZM111 244H112V243H111ZM125 244H126V243H125ZM186 244H185V246H186ZM188 244H189V243H188ZM199 244H200V243H199ZM145 245H146V244H145ZM148 245H149V244H148ZM161 245H162V244H161ZM195 245H196V244H195ZM201 245H202V244H201ZM105 246H106V245H105ZM158 246H159V245H158ZM158 246H157V247H158ZM193 246H194V245H193ZM197 246H199V245H197ZM217 246H218V245H217ZM243 246H244V245H243ZM247 246H248V245H247ZM113 247H115V246H113ZM120 247H121V246H120ZM159 247H160V246H159ZM163 247H164V244H163ZM170 247H171V246H170ZM189 247H191V246L189 245ZM209 247H210V246H209ZM245 247H246V246H245ZM152 248H153V247H152ZM191 248H192V247H191ZM198 248H200V247H198ZM238 248H240V247H238ZM139 249H140V248H139ZM157 249H158V251H159L161 248H160V249L157 248ZM157 249H156V250H157ZM165 249H166V248H165ZM181 249H182V248H181ZM187 249H188V247H187ZM217 249H218V248H217ZM230 249H231V248H230ZM242 249H243V247H242ZM120 250H121V248H120ZM123 250H124V249H123ZM151 250H152V249H151ZM156 250H155V251H156ZM200 250H201V249H200ZM252 250H254V249H252ZM257 250H258V249H257ZM134 251H135V250H134ZM148 251H149V250H148ZM167 251H168V249H167ZM185 251H186V250H185ZM191 251H192V250H191ZM255 251H256V250H255ZM196 252L199 253L198 251H196ZM196 252H195V253H196ZM211 252H212V251H211ZM241 252H242V251H241ZM251 252H252V251H251ZM256 252H258V251H256ZM180 253H181V252H180ZM221 253H222V252H221ZM239 253H240V252H239ZM253 253H254V252H253ZM121 254H122V253H121ZM188 254H189V251H188ZM213 254H215V252H214ZM213 254H211V256H212ZM218 254H219V253H218ZM232 254H233V253H232ZM244 254H245V252H244ZM246 254H247V253H246ZM248 254H251V253H248ZM257 254H258V253H257ZM124 255H125V254H124ZM134 255H135V254H134ZM149 255H150V254H149ZM159 255H160V254H159ZM199 255H200V253H199ZM199 255H198V256H199ZM221 255H222V254H221ZM127 256H128V255H127ZM178 256H179V255H178ZM187 256H189V255H187ZM215 256H216V255H215ZM219 256H220V255H219ZM230 256H231V255H230ZM130 257H131V256H130ZM147 257H148V256H147ZM150 257H151V256H150ZM156 257H157V256H156ZM190 257H191V256H190ZM128 258H129V257H128ZM145 258H146V257H145ZM160 258H161V257H160ZM180 258H181V257H180ZM194 258H195V256L193 257V259H194ZM210 258H211V257H210ZM213 258H214V256H213ZM219 258H220V257H219ZM236 258H237V257H236ZM236 258H235V260H236ZM252 258H253V257H252ZM123 259H124V256H123ZM156 259H157V258H156ZM200 259H201V258H200ZM220 259H221V258H220ZM253 259H254V258H253ZM81 260H82V259H81ZM134 260H135V259H134ZM152 260H153V259H152ZM160 260H161V259H160ZM212 260H213V259H212ZM212 260H211V261H212ZM216 260H217V256H216ZM240 260H241V263H242V260H244L243 262L246 261V259H240ZM258 260H259V259H258ZM128 261H129V260H128ZM157 261H158V260H157ZM202 261H203V260H202ZM214 261H215V260H214ZM222 261H223V260H222ZM247 261H248V260H247ZM247 261H246V262H247ZM260 261H261V260H260ZM129 262H130V261H129ZM134 262H135V264H137L136 262H138V261H134ZM134 262H133V264H134ZM160 262H161V261H160ZM166 262H167V261H166ZM163 263H164V262H163ZM182 263H183V261H182ZM188 263H189V262H188ZM194 263H195V262H194ZM217 263H218V262H217ZM237 263H238V262H237ZM127 264H128V263H127ZM138 264H139V263H138ZM195 264H196V263H195ZM205 264H206V263H205ZM213 264H214V262H213ZM235 264H236V263H235ZM245 264H246V263H245ZM247 264H248V263H247ZM249 264H250V263H249ZM257 264H258V263H257Z\"/></svg>", "mask_w": 264, "mask_h": 264}]
</instances>
